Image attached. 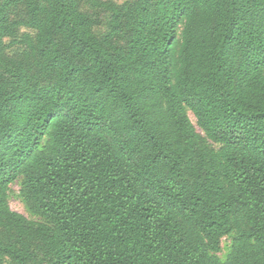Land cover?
Instances as JSON below:
<instances>
[{
	"label": "trees",
	"instance_id": "trees-1",
	"mask_svg": "<svg viewBox=\"0 0 264 264\" xmlns=\"http://www.w3.org/2000/svg\"><path fill=\"white\" fill-rule=\"evenodd\" d=\"M124 1L0 0V264H264V0Z\"/></svg>",
	"mask_w": 264,
	"mask_h": 264
},
{
	"label": "rangeland",
	"instance_id": "rangeland-1",
	"mask_svg": "<svg viewBox=\"0 0 264 264\" xmlns=\"http://www.w3.org/2000/svg\"><path fill=\"white\" fill-rule=\"evenodd\" d=\"M101 1L112 2V3L117 4L119 6H122L126 3V1H124V0H101ZM83 10L86 12H93V9H91L88 5H85L83 7ZM108 16H109V13L103 14V18H104L105 23L108 20ZM95 31L98 35H103L107 32V27L105 25L100 26V27H97L95 29ZM21 34H24V35L30 34L31 36L35 37L36 32L24 28L21 30ZM10 43L11 42L8 41V44H10ZM24 49H25V47H23V46L22 47L21 46L14 47L13 49L10 50V54L16 55V54L22 52ZM191 118H192L194 124L196 125L197 121H196L194 115L191 114ZM198 131L201 132V130L199 128H198ZM20 193H21L20 183L13 184L11 186L10 197H9V203H10L12 210L24 215L25 217H27L30 220H37L38 221L39 218L36 217L34 214H32V212L30 211L29 205L21 198ZM233 239H234V236L231 235L229 237H226L223 240V251L221 254H219V256L221 257L222 260H226L227 256L230 254ZM5 264H10V261L7 260Z\"/></svg>",
	"mask_w": 264,
	"mask_h": 264
}]
</instances>
